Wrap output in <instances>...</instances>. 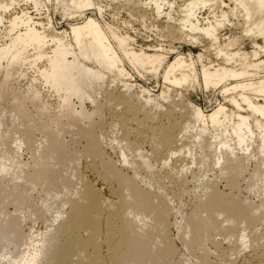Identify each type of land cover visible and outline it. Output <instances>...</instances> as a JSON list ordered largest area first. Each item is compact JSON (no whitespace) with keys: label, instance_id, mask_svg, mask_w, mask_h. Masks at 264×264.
<instances>
[{"label":"bare ground","instance_id":"bare-ground-1","mask_svg":"<svg viewBox=\"0 0 264 264\" xmlns=\"http://www.w3.org/2000/svg\"><path fill=\"white\" fill-rule=\"evenodd\" d=\"M107 1L142 18L149 11L165 18L161 36L170 45L189 46V52L178 50L174 61L166 62L176 51L173 47L132 48L134 39L120 35L105 21L101 0H0V69L5 61L10 77L12 67L39 69L45 62L46 68L40 70L45 84L64 105L77 100V114L85 119L99 112L89 113L82 104L93 101L90 92L101 87L109 110L120 108L115 113L123 124L155 133L164 148L162 162L168 168L164 177L173 184L183 185L192 167L200 166L204 175L218 168L233 185L235 174L244 173L252 160L258 161L253 177L264 179V0ZM57 14L68 28L55 25L52 15ZM133 71L161 80V93L143 101L135 98L132 84L127 83V78L135 77ZM140 89L142 98L147 90ZM197 89L219 91L223 103L210 114L190 107L183 96ZM173 95L179 100L168 102ZM151 105L155 106L147 110ZM66 106L76 113L71 104ZM155 108L165 110L154 112ZM157 119L160 125L155 126L152 122ZM121 158L127 164L125 153ZM141 159L146 169L154 168ZM82 178L83 202L71 207L59 239L46 240L19 256L5 253L0 264H42L45 258L43 264H175L170 236L174 209L168 195L148 193L137 202L140 196L115 187L93 161L85 162ZM150 180L142 179L146 189L152 187ZM205 208V219L193 225L203 252L202 243L212 231L233 237L239 222H264L260 207L245 208L233 198L215 195ZM221 217L228 227L217 223ZM237 244L245 250L252 247L247 225ZM198 264H212L207 253ZM241 264H264V249L253 248Z\"/></svg>","mask_w":264,"mask_h":264},{"label":"rangeland","instance_id":"rangeland-1","mask_svg":"<svg viewBox=\"0 0 264 264\" xmlns=\"http://www.w3.org/2000/svg\"><path fill=\"white\" fill-rule=\"evenodd\" d=\"M101 2L106 11L105 21L120 35L131 36L134 39L132 48L140 50L143 47L152 51L153 47H173L176 51L168 55L166 62H173L178 50L189 52V46L177 42L170 45L161 36L165 18H157L152 11L142 18L140 14H130L121 4H110L107 0ZM27 9L35 15L32 7ZM52 16L58 28H68L59 14ZM197 52L194 49L193 55L196 56ZM44 68L46 63L43 61L39 63V69L28 65L12 67L10 77L6 76L5 61L0 69V256L5 253L19 256L46 240L59 239L71 207L83 202L82 171L86 161L95 162L115 187L140 196L137 202L145 200L148 193L169 196L174 209L170 236L176 249L175 264H198L205 253L212 264H241L253 248L264 249V222L262 225L239 222L233 237L222 231H212L202 243L205 252L196 243L193 233L194 223L200 222L202 217L205 219V206L215 195L233 198L245 208L260 207L264 214V179L253 177L257 160L247 163L248 169L244 173L235 174L233 185L228 183L227 176H221L218 168L204 175L205 170L200 166L192 167L183 185L173 184L164 177L168 169L162 162L164 148L155 133L148 127L123 124L115 113L120 108L109 110L101 87L98 92H90L93 101L82 104L89 113L99 111L97 115L91 119L79 116L80 104L75 99L68 103L76 111L72 113L66 106L68 104L64 105L58 93L41 78L40 72ZM134 76L129 77L130 81L127 78V83L132 84L131 94L135 98L143 101L161 93V80L144 78L137 72ZM140 87L147 90L142 98L138 96ZM185 94L183 100L190 107H200L205 114H210L220 102L223 103L219 91L197 89ZM173 99L179 100L173 95L167 101ZM160 100L163 102L164 99ZM155 105L146 109L151 111ZM155 109L154 112L165 110ZM152 124L158 126L160 121L157 119ZM123 153L127 164L121 158ZM141 157L154 166L151 171L142 165ZM4 167L6 171L2 170ZM144 178L151 179V189L143 186ZM105 197H108L106 193ZM141 218L144 219L145 215ZM145 221L154 224L150 219ZM223 222V217L217 220L220 225ZM245 225L252 239V247L246 250L237 244ZM45 260L47 258L43 263Z\"/></svg>","mask_w":264,"mask_h":264}]
</instances>
